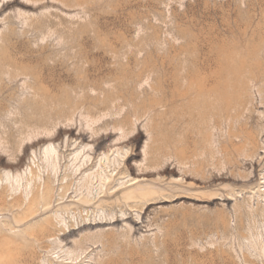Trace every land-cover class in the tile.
Instances as JSON below:
<instances>
[{
	"label": "rangeland",
	"instance_id": "374dc122",
	"mask_svg": "<svg viewBox=\"0 0 264 264\" xmlns=\"http://www.w3.org/2000/svg\"><path fill=\"white\" fill-rule=\"evenodd\" d=\"M46 181L52 210L16 223ZM46 217L99 240L80 264H264V0H0V264Z\"/></svg>",
	"mask_w": 264,
	"mask_h": 264
},
{
	"label": "bare ground",
	"instance_id": "6f19581e",
	"mask_svg": "<svg viewBox=\"0 0 264 264\" xmlns=\"http://www.w3.org/2000/svg\"><path fill=\"white\" fill-rule=\"evenodd\" d=\"M109 70V69H108ZM108 84V83H107ZM139 85V84H138ZM141 85V84H140ZM94 87V86H93ZM111 87V86H110ZM90 88H92V87H90ZM109 88V87H108ZM113 88V87H112ZM116 88V87H115ZM138 88V87H137ZM110 89V88H109ZM76 90V89H75ZM98 90H100L101 91V93H102V95H101V97L103 96V94H104V98L102 99V101L104 100V99H106V101L107 100H110L112 103L116 100L115 98H111L110 99V90H107V91H105L104 89H98ZM83 91V90H82ZM87 91V90H86ZM91 91H93V93H94V91L95 90H93V89H91ZM113 91V90H112ZM115 92H116V90H114ZM37 92V91H36ZM96 92V91H95ZM119 92V91H118ZM35 93V92H34ZM90 93V92H89ZM92 93V92H91ZM97 93V92H96ZM95 93V94H96ZM40 94V93H39ZM82 96H81V99H78V98H76V97H74L73 96V101L76 99V101H77V99L80 101V100H83V99H85V100H87V99H89V98H91L90 100H92V99H94V100H96V101H99V95H95V96H90L88 93L87 94H84L83 92H82ZM113 94V93H112ZM36 95V94H35ZM42 95V94H41ZM115 95V94H114ZM119 95V94H118ZM43 96V95H42ZM117 96V95H116ZM121 96V95H120ZM113 97V96H112ZM191 97V96H190ZM119 98H121V97H119ZM123 98V97H122ZM187 98V97H186ZM71 100V99H70ZM70 100H68V101H70ZM93 100V101H94ZM120 100V99H119ZM67 101V102H68ZM121 101H122V99H121ZM190 101V100H189ZM91 102V101H90ZM89 102V103H90ZM119 101H117V103H118ZM126 102L127 101H125L124 103L126 104ZM131 102V101H130ZM133 102V101H132ZM69 103V105L72 103V101H71V103L70 102H68ZM84 103H85V101H84ZM116 103V102H115ZM114 103V104H115ZM120 103V102H119ZM77 105H78V103H76ZM81 104H83V103H81ZM86 104V103H85ZM85 104H83L82 106H84ZM92 104H94V102L92 103ZM128 104V103H127ZM74 105V104H73ZM113 105V104H112ZM136 105V104H135ZM79 106V105H78ZM96 106V105H95ZM115 106V108L114 109H117V108H119L120 106L119 105H114ZM76 107L77 106H75L74 108L76 109ZM111 107V106H110ZM134 107V106H133ZM136 107V106H135ZM73 108V109H74ZM78 108V107H77ZM121 108V107H120ZM137 108H139V106L137 107ZM91 109V108H90ZM113 109V108H112ZM123 109V108H122ZM107 110V109H106ZM109 110V109H108ZM130 110V109H129ZM126 111V112H129L130 113V111ZM97 110H95V112H96ZM132 111H135V109H133ZM99 112V111H98ZM109 112V111H108ZM138 112V111H137ZM87 113V112H86ZM101 113V112H100ZM105 113H107L106 111H105ZM118 113V112H117ZM116 113V114H117ZM90 113L88 112V115H89ZM102 114H103V112H102ZM113 114V113H112ZM115 114V113H114ZM131 114V113H130ZM137 115H138V113H136ZM73 115V114H72ZM80 115H82V114H80ZM87 115V116H88ZM118 115V114H117ZM116 115V116H117ZM129 115V114H128ZM133 115H134V113H133ZM84 116V117H83ZM83 116H82V118H85V115L83 114ZM90 116V115H89ZM88 116V117H89ZM96 116H98V115H96ZM106 116H108V114H106ZM105 116V114L104 115H102V116H99V117H97V118H95V117H91L90 118V124H88V119L87 120H85L86 122H87V127H88V129L90 128L91 129V125H95V124H97L99 121L101 122V117L102 118H104V117H106ZM125 116L126 115H124L121 119H119V120H117L116 118H113V119H115V120H113V122H115V123H117V122H121V121H123V120H125ZM73 117V116H72ZM88 117H86V118H88ZM128 117H130V116H128ZM137 117V116H136ZM71 118V117H70ZM120 118V117H119ZM131 118V117H130ZM52 119V118H51ZM138 119V118H137ZM140 119V118H139ZM61 120V119H60ZM67 120H68V118H67ZM110 120V119H109ZM40 121V120H39ZM111 121V120H110ZM216 121V120H215ZM51 122H53V121H51ZM57 122V121H56ZM37 123V122H36ZM106 123V121H104L103 122V124H105ZM107 123H108V121H107ZM129 123V122H128ZM59 124V123H58ZM121 124V123H120ZM119 124V125H120ZM125 124V123H124ZM50 125V124H49ZM241 125V124H240ZM48 126V125H47ZM52 126V125H51ZM56 126V125H55ZM54 126V127H55ZM111 126V125H110ZM128 126V125H127ZM131 126V125H130ZM217 126V125H216ZM112 127V126H111ZM114 127V126H113ZM112 127V128H113ZM36 128V127H35ZM96 128V127H95ZM107 128H109V127H107ZM33 129V128H32ZM37 129V128H36ZM43 129V128H42ZM41 129V130H42ZM55 129H56V127H55ZM60 129V128H59ZM89 129V130H90ZM97 129V128H96ZM99 129V128H98ZM105 129V128H104ZM122 130V128H120V126H119V128H116V130ZM232 129V128H231ZM234 129V128H233ZM39 130V129H38ZM49 130V129H48ZM114 131H115V127H114V129H113ZM124 130V129H123ZM34 131H36V130H34ZM40 131V130H39ZM46 131V130H45ZM45 131H44V133H45ZM119 131V132H120ZM230 131V130H229ZM51 132L53 133V130H51ZM71 129H67V130H65L64 131V133H66V134H71ZM125 132V131H124ZM123 132V133H124ZM232 132V131H231ZM230 132V133H231ZM42 133H43V131H42ZM50 132H46V135L47 134H49ZM92 133L94 134V135H96L97 136V133L98 132H95V130L93 131L92 130ZM120 133H122V132H120ZM132 133V132H131ZM229 133V134H230ZM34 134V133H33ZM35 134H37L36 132H35ZM126 134V133H125ZM128 134V133H127ZM229 134H227V135H229ZM38 135H39V133H38ZM50 136H52L51 134H49ZM57 135V134H56ZM121 135H123V134H121ZM33 136V135H32ZM31 136V137H32ZM41 136V135H40ZM49 136V137H50ZM54 136V135H53ZM105 136H110V133L109 134H106ZM230 136H233V135H230ZM237 136H239V135H237ZM31 137H29V139L31 138ZM37 137V136H36ZM35 137V138H36ZM45 137V136H44ZM120 137V136H119ZM27 138V137H26ZM32 138H34V136L32 137ZM35 138L33 139V141H35ZM39 138V137H38ZM59 138V137H58ZM81 138V141L78 143V145L80 144V147L82 146V143H83V138H84V135L83 134H79V137H77L76 139L77 140H79ZM100 138H103V136L102 137H100ZM125 139V137H121V139ZM127 138V137H126ZM229 138V137H228ZM230 138H232V137H230ZM233 138H236V137H233ZM242 138V137H241ZM251 138V137H250ZM29 139H28V142H29ZM46 139H47V137H46ZM49 139V138H48ZM48 139H47V141H48ZM52 139V138H51ZM118 139L119 138H117V141H118ZM123 139V140H124ZM253 139V138H252ZM98 140V139H97ZM31 141H32V139H31ZM36 141H37V138H36ZM40 141H41V139H40ZM50 141L51 140H49V143H50ZM210 141H212V139H210ZM245 141H246V139H245ZM213 142V141H212ZM238 142H240V139H239V141ZM255 142V141H254ZM31 142H29V144H30ZM52 143H53V141H52ZM76 143V142H75ZM243 143V142H242ZM242 143L240 144L241 146H242V149H243V147H244V145H242ZM248 143V142H247ZM47 144H48V142H47ZM210 144V143H209ZM244 144V143H243ZM32 145V144H31ZM35 145V144H34ZM88 145V144H87ZM87 145H83L80 149H77V151L74 153V161H76L77 160V158H79V156L81 155V152H82V150L83 149H85L86 147H88ZM248 145V144H247ZM246 145V146H247ZM250 145H252V143L250 144ZM249 145V146H250ZM211 146V145H210ZM67 147H69V144L67 143ZM240 148V147H239ZM252 148V147H251ZM254 148V147H253ZM212 149V148H211ZM247 149V148H246ZM118 150V149H117ZM117 150H116V152H117ZM213 150V149H212ZM244 150V149H243ZM249 150V149H248ZM251 150V149H250ZM255 150V149H254ZM254 150H253V152H254ZM42 151H43V148H42ZM216 151V150H215ZM214 151V152H215ZM246 151V150H245ZM145 153V152H144ZM252 153V152H251ZM101 155V154H100ZM213 155V154H212ZM248 155V154H247ZM257 155V154H256ZM102 156V155H101ZM249 156H251V155H249ZM248 157V156H247ZM251 157H254V156H251ZM46 161H47V163L49 162V163H51L52 162V169L53 170H56V168H57V164L59 165V163H58V161H57V152H56V150L54 149V147H52L50 144H48L47 145V147L44 149V157H43ZM106 158V155L103 153V156L101 157V158H98L99 160H98V162H99V164H100V162H101V160L102 159H105ZM213 158V157H212ZM250 158V157H249ZM106 160H108L107 158H106ZM51 161V162H50ZM89 162H90V157H89V155L87 154V155H85L84 156V158L82 159V161L81 160H79V164H78V167H76V169L73 171V174L72 175H75L79 170H80V173H81V168H84L85 167V169L90 165L89 164ZM182 163H183V161H182ZM187 163V162H186ZM99 164H98V166H99ZM184 165V164H183ZM5 166V165H4ZM6 168V167H5ZM100 168V170L98 171V169H97V171L95 172H93V173H89V174H87V176H88V181L85 183V186H88V182H89V177H91V179L92 178H99V180H102V181H104V183H105V180H108V178L109 177H107V176H105L101 171H102V168L101 167H99ZM84 169V170H85ZM33 171V170H32ZM8 172V171H7ZM10 172V171H9ZM30 172H31V169H30ZM30 172H29V174H30ZM33 174H35V176H36V173H33ZM119 174V171L117 172V174L115 175V176H117ZM37 178V177H36ZM34 179V178H33ZM263 179V178H262ZM47 180V179H46ZM49 180H51V179H49ZM16 181H17V185H19V178L17 177L16 178ZM131 184H129L130 186L131 185H135V184H139V182L141 181V179H139V180H137L136 178H132L131 180ZM49 182V181H48ZM46 184H45V186H44V191L43 192H41V195H39L38 193H32L31 194V198H29L28 197V201L27 202H25V203H23V202H18V203H15V209H17V212L15 213V220H16V223H27L29 220H32V219H34L37 215H40V214H44V213H47V212H49V211H51L52 209H51V204H52V198L51 197H48V194L46 193V192H49V191H47L48 190V187H49V189L51 188L50 186H52V185H48L47 184V181L45 182ZM28 186H29V184L30 183H26ZM25 184V185H26ZM108 185H110L111 184V181H108V183H107ZM37 186H40V185H37ZM71 187V186H70ZM106 187H107V185H106ZM134 187V186H133ZM17 188V187H16ZM37 188V187H36ZM52 188H53V186H52ZM51 188V190H53ZM39 189V188H38ZM43 189V188H42ZM109 189V188H108ZM146 189V188H145ZM111 190V189H110ZM127 190V189H126ZM138 190V189H137ZM142 190H144V189H142ZM39 191V190H38ZM37 191V192H38ZM141 191V190H140ZM130 192V191H129ZM52 193V192H51ZM151 193V192H150ZM64 194L65 193H63L62 195H61V197H64ZM25 195V194H24ZM3 196V195H2ZM66 196V195H65ZM105 196H107V188L105 189V194H103L100 198H104ZM138 196H139V193H130V195H126L125 197H124V199L125 200H129V199H136V198H138ZM22 197V196H21ZM20 197V198H21ZM25 197H26V195H25ZM19 198V197H18ZM2 199V198H1ZM62 199V198H61ZM115 200V199H114ZM25 201V200H24ZM80 201V203H81V208L83 207V208H88L89 207V205H90V203H91V199H88L87 197H83L82 199H80L79 200ZM100 201V200H99ZM103 201V200H102ZM114 202V201H113ZM124 202V201H123ZM122 202V203H123ZM12 203V202H11ZM5 204V203H4ZM120 204V203H119ZM10 205V204H9ZM8 205V206H9ZM98 205V204H97ZM99 206L101 207L100 209H102V207H107V203L105 204V203H103V202H100L99 203ZM109 206H113L112 204H110ZM10 207V206H9ZM11 208V207H10ZM104 208V209H105ZM110 208V207H109ZM78 208H75V209H69V208H65V209H63V211L64 212H75L76 210H77ZM84 210V209H83ZM16 211V210H15ZM59 212H57L56 214H58ZM14 214V213H13ZM63 214V213H62ZM80 214H81V209H80ZM12 215V214H11ZM59 216H61V213H60V215ZM58 217V216H57ZM59 219H61V217H58ZM53 219L54 218H52V217H46L44 220H42V221H40V222H36V223H34V224H30V225H28L27 227H25L24 229H22V230H20V231H18L16 234H15V238L17 239L15 242H16V245H15V248H13V249H11L10 251H13V252H11V255L8 257L10 260H9V264H12V263H14V261L16 260V259H18V262H21V263H23V264H29V257L31 256V255H33V253H36V251H37V249H42V250H46L45 252L46 253H48L49 254V257L47 258V261H48V263L49 264H80L81 263V261H82V259H84L87 255L86 254H88L87 252H88V250H89V248L91 247V246H93V245H95L96 243H98L99 242V240L98 241H95L94 240V237H92V236H90V235H84V236H82L80 239H75V238H72V236H73V234H74V231H75V228H73V226H72V224H70V226H69V229H68V231L67 232H65V227H64V229L62 228V227H58L57 226V224H55L54 223V221H53ZM81 219H82V221H83V219H84V216L83 217H81ZM63 220V219H62ZM62 220H60V222L62 221ZM102 221V220H101ZM56 222V221H55ZM63 222V221H62ZM98 223H102V222H98ZM97 223V224H98ZM106 223V222H105ZM3 226H5L4 224H3ZM92 225L89 223V224H83L82 225V228H89V227H91ZM11 227V226H10ZM81 227V226H80ZM80 227H79V229H80ZM2 228H4V227H2ZM9 228V226L7 227V229ZM16 228V227H15ZM23 228V227H22ZM5 230V229H4ZM67 230V229H66ZM9 231V230H8ZM15 231V230H14ZM5 232V231H4ZM10 233H11V231H10ZM8 234V233H7ZM102 236H104V238L105 237H107V235L106 234H102ZM11 237H12V235H11ZM99 237V236H98ZM113 237H114V235H113ZM110 238H112V237H110ZM101 239V238H100ZM113 241V240H112ZM111 241V242H112ZM101 244L105 247V245H106V243L102 240V242H101ZM13 245V244H12ZM0 251H2V250H0ZM42 252V251H41ZM38 253V252H37ZM48 254H46V255H48ZM41 255V254H40ZM39 257V256H38ZM36 258V257H35ZM37 259V258H36ZM43 259V258H42ZM42 259H40V260H42ZM31 261V260H30ZM46 261V260H45ZM42 262L43 261H41V264H42ZM38 264V263H37ZM44 264V263H43ZM99 264H106L105 262H99Z\"/></svg>",
	"mask_w": 264,
	"mask_h": 264
}]
</instances>
